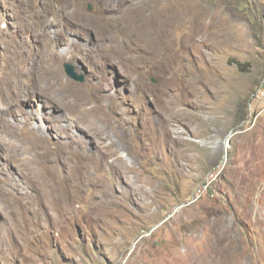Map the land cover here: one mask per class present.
<instances>
[{
	"label": "rangeland",
	"instance_id": "1",
	"mask_svg": "<svg viewBox=\"0 0 264 264\" xmlns=\"http://www.w3.org/2000/svg\"><path fill=\"white\" fill-rule=\"evenodd\" d=\"M0 264H264V0H0Z\"/></svg>",
	"mask_w": 264,
	"mask_h": 264
},
{
	"label": "bare ground",
	"instance_id": "2",
	"mask_svg": "<svg viewBox=\"0 0 264 264\" xmlns=\"http://www.w3.org/2000/svg\"><path fill=\"white\" fill-rule=\"evenodd\" d=\"M138 19V18H137ZM130 25V24H129ZM132 26V25H131ZM136 26V25H135ZM151 26H149L148 25V22L146 21L145 22V26H144V28H145V30H149V28H150ZM136 28V27H135ZM134 29V28H133ZM152 31V30H151ZM141 32V31H140ZM144 33H145V31H144ZM147 34V33H146ZM150 34V33H149ZM139 35H140V33H139ZM141 36V35H140ZM147 36V35H146ZM137 37V36H136ZM135 37V38H136ZM142 37H144V35L142 36ZM138 39V38H137ZM141 39V38H140ZM85 101H79V102H77V101H75L74 100V103H76V105L75 104H72V107H75V106H77V109H79V114H81V118H88L91 114H93L94 112H95V109H96V107H94V106H92V105H89L88 104V101L90 100H88V98L87 97H85V98H83ZM78 100V99H77ZM69 104H71V102L69 101L68 102ZM69 106V105H68ZM70 109V108H69ZM73 110V109H72ZM97 112V111H96ZM71 114V113H70ZM78 115V114H77ZM76 115V116H77ZM65 116L67 117V115L65 114ZM69 116V115H68ZM73 116H75V115H73ZM72 116V117H73ZM80 116V115H79ZM162 118V117H161ZM87 121H89V120H87ZM92 121V120H91ZM94 122V121H93ZM87 124V123H86ZM87 127V126H86ZM86 127H85V129H86ZM34 129V128H33ZM89 130H90V128H89ZM94 130V129H93ZM36 130H30V131H28V133L30 134H35L36 132H38V131H36ZM87 132V131H86ZM92 132V131H91ZM96 132V131H95ZM39 133V132H38ZM72 135V134H71ZM40 136V135H39ZM98 136V135H97ZM71 137H74V136H71ZM73 139V138H72ZM35 144V149H36V151L40 154V155H42V154H45V147H43L42 145H40V144H38V143H34ZM34 147V146H33ZM52 154V153H51ZM94 155H92L91 157H93ZM46 157V156H45ZM26 166V165H25ZM24 167V166H23ZM31 170H33V169H31ZM26 171V170H25ZM27 172V171H26ZM27 177H28V173H26L25 174ZM31 176H32V173H31ZM35 178V177H34ZM43 180V179H42ZM51 185V184H50ZM52 188H53V186H51ZM50 186H47L46 187V189H47V193L49 194L50 192H51V188Z\"/></svg>",
	"mask_w": 264,
	"mask_h": 264
},
{
	"label": "water",
	"instance_id": "3",
	"mask_svg": "<svg viewBox=\"0 0 264 264\" xmlns=\"http://www.w3.org/2000/svg\"><path fill=\"white\" fill-rule=\"evenodd\" d=\"M90 8H91V6L88 5V9H90ZM64 68H65L66 73H67L70 77H72L73 79L80 80V81H82V80L84 79V77H83L82 75H78V74H76V73L74 72L73 68H72L69 64L64 63Z\"/></svg>",
	"mask_w": 264,
	"mask_h": 264
},
{
	"label": "built area",
	"instance_id": "4",
	"mask_svg": "<svg viewBox=\"0 0 264 264\" xmlns=\"http://www.w3.org/2000/svg\"><path fill=\"white\" fill-rule=\"evenodd\" d=\"M204 187H205V189H206V186L208 187V183H206L205 185H203Z\"/></svg>",
	"mask_w": 264,
	"mask_h": 264
}]
</instances>
